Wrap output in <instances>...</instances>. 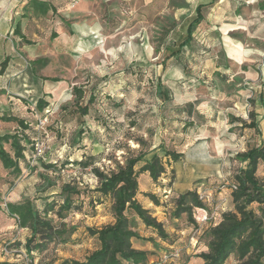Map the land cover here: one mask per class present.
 Instances as JSON below:
<instances>
[{
    "label": "rangeland",
    "instance_id": "1",
    "mask_svg": "<svg viewBox=\"0 0 264 264\" xmlns=\"http://www.w3.org/2000/svg\"><path fill=\"white\" fill-rule=\"evenodd\" d=\"M226 1L239 8L255 5L264 13V0H212L203 8L204 20L198 25L200 34L191 43L192 48H185L178 56L170 57L167 47L184 38L185 25L194 16L197 0H98L92 8L77 5L76 11L63 13L75 33H66L46 44H32L20 57L16 54L21 64H13L8 71L7 79L12 84L7 82L6 88L0 87V113L12 109L30 120L31 129L26 132L35 151L32 157L28 150L26 155L34 169L29 171L21 164V173L11 175L0 165V261L58 264L65 258L82 259L98 247L97 239L85 231V226L99 228L114 221L111 196L95 205L94 216L69 212L58 218L49 214L53 225L63 233L44 251L33 249L30 253L26 247L30 230L20 227L18 219L7 213L6 203L31 199L41 207L43 201L37 196L50 194L58 198L51 192L66 183L79 191L92 189L97 179L90 168L73 163L84 154L100 156L96 165L105 169L113 168L116 161L122 163L130 152L137 153L142 148L162 154L158 147L165 146L183 153L176 167V181L169 164L155 182L140 174L137 200L162 223L174 244L169 246L153 237L132 211L126 214L143 238L152 236L156 240L155 244L150 242V264H159L160 253L174 250L178 255L171 264H200L197 254L208 250L207 230L217 223L219 208L233 209L228 177L240 164L234 158L235 152L264 139V118L256 121L259 135L257 127L239 125L241 121L249 123L250 114L257 120L264 113V108L255 104V82L240 76L231 79L229 63L220 66L219 59L212 56L220 45L214 32L235 21L236 16L224 12L222 4ZM255 14L239 15L237 29L231 26L234 31L229 35L243 40L251 34H262L264 18H254ZM53 43L60 46L59 52L54 51ZM31 75L36 79L30 83ZM155 76H160L169 90L166 103L152 94ZM74 88L82 90L81 96L75 94ZM91 91L95 101L89 104V113L81 117L75 108L87 103ZM35 95L50 102L42 114L33 111L30 96ZM188 102L207 116L206 127L191 128L185 124L184 114L178 110ZM135 118L138 126L132 127L130 121ZM12 126L0 121V131ZM79 127L84 131L74 143ZM136 138L146 145L141 147ZM41 162H51L54 167L46 170ZM191 172L207 180L204 183L199 178L193 184L203 182L199 190L209 194L205 205L212 214L211 223L199 229L193 240L190 237L195 226L188 217L173 215L172 190L189 186ZM259 174L264 177V169ZM148 194L155 196L158 204ZM36 242L32 240L29 247L33 248ZM224 264H237L234 255Z\"/></svg>",
    "mask_w": 264,
    "mask_h": 264
},
{
    "label": "trees",
    "instance_id": "2",
    "mask_svg": "<svg viewBox=\"0 0 264 264\" xmlns=\"http://www.w3.org/2000/svg\"><path fill=\"white\" fill-rule=\"evenodd\" d=\"M204 7L205 4H196L193 18L185 25L184 38L177 44L167 47L170 57L180 55L199 35L198 25L204 20ZM7 62L8 57L1 62L0 73L4 71ZM221 77L226 78L222 75ZM51 80L55 81L56 79L51 78ZM151 89L152 94L159 97L162 103L169 101V90L163 85L160 76H155L154 80L152 79ZM74 91L76 95L81 96L80 88H74ZM33 101V111L36 110L42 114L49 108L50 102L43 96L35 98ZM94 101L95 95L91 91L87 103L75 108V113L81 117L87 115L90 111L89 104ZM257 105L264 108V95L259 96ZM178 111L179 114H184L185 124L191 128L199 127L203 121V114L199 113L194 103L188 102ZM250 116L249 123L245 124L243 121L240 123L248 128L257 127L255 131L259 135L260 129L256 125L257 120L254 119L253 114ZM262 118H264V113ZM0 121L14 125V129L0 131L1 167L11 175L21 173V164L29 171L33 170L34 166H31L26 155L28 150L32 157L35 151L34 144L29 140L26 132L31 129L30 120L17 112H11L10 114H0ZM130 125L138 126L137 119L131 120ZM83 131V128H78L74 134V143L80 140ZM135 141L141 147L146 145L142 139L136 138ZM158 148L161 149L162 154L155 150H142L141 148L137 153L130 152L124 157L122 163L116 161L113 168L106 167L105 169L96 165L100 156L84 154L81 159L74 160L73 163L83 169L90 168L97 179V184L92 189L79 191L67 183L63 184L58 190L51 192L58 195V198H54L50 194L37 196L43 201L41 207L36 206L31 199L7 202V213L18 219L20 227H27L30 230L26 246L27 253L33 249L44 251L56 236L63 233V230H57L53 225L52 219L48 218L49 214L56 215L58 218H62L65 213L69 212L94 216L95 205L101 203L103 198L111 196L114 221L99 228L85 226V231L97 239L98 247L88 252L82 259L65 258L58 264H150L147 259L150 253L135 249L132 246V240H152V236L143 238L132 226L126 212L132 211L134 216L142 222L143 228L168 244H174L162 223L157 221L152 212L137 200L138 175L141 173H148L149 178L155 182L166 172V166L169 164L175 175L174 181H176V167L183 153L167 149L165 146ZM147 155L149 156L147 157ZM234 158L240 164L228 177L230 181L228 184L229 196L233 203V209L224 211L223 208H219L220 216L217 223L207 230L210 238L207 245L208 250L197 254L200 264H224L231 255H234L237 264H264V177L259 174V171L264 169V139L261 137L260 143L236 152ZM41 165L46 170L54 167L51 162H41ZM201 184L203 182L192 184L191 188L175 187L172 189L175 205L173 215L176 218L183 214L188 217L195 226L192 237L203 226L211 223L210 219L203 226H199L193 218L195 207H205L208 210L205 205L206 201L200 199L198 195V188ZM224 184L222 183L221 186L224 187ZM169 190L171 189L169 188ZM74 195L77 196L75 199ZM149 197L155 205L158 204L155 196L150 194ZM253 205H256V208ZM32 240L37 242L33 248H30L29 244ZM163 255H167L164 263H162ZM163 255L159 258L158 263L171 264L178 252L176 250L168 251ZM0 264L13 263L0 261Z\"/></svg>",
    "mask_w": 264,
    "mask_h": 264
},
{
    "label": "crops",
    "instance_id": "3",
    "mask_svg": "<svg viewBox=\"0 0 264 264\" xmlns=\"http://www.w3.org/2000/svg\"><path fill=\"white\" fill-rule=\"evenodd\" d=\"M97 1L98 0H0V64L8 57L5 69L0 73V81H2L0 87L3 89L6 88L7 82H10V80L7 79L10 75L8 73L9 69L13 64H21L18 57H20L21 52L27 50L28 46L40 44L41 42L46 44L50 41H56L55 39L65 36L66 33L68 35L75 33L72 24L66 20L63 13L67 11H76L75 7L77 5L87 4L89 8H92ZM99 1L103 2L104 0ZM211 1L212 0H197L196 4H207ZM222 6L225 9L224 12L230 17H236H233L235 20L233 23H225L223 30L219 29L217 32H214L215 29L213 30L217 38L219 37L220 45L217 50L213 52L212 56L213 58L219 59V64L221 63L220 66L225 67L226 64L229 63V66L232 67L230 73L231 79L240 76L247 81L255 82V104L257 105L259 96L264 95V32H262V34H251L248 38L243 40L233 39L229 33L234 31L231 26L235 27L233 29H237V18L240 17L239 15L247 16L249 14L250 16L252 13H257L258 15L255 14L256 16L254 15L253 17L263 19L264 13L256 10L255 5L248 4L239 8L234 2L226 1ZM238 11L239 15H237ZM240 27L242 28V26ZM54 43L52 45L54 51L59 52L60 46L55 47L56 44ZM186 48L191 49L192 44L188 45ZM16 54L18 57H16ZM35 79L36 77L31 75V77H29V82L31 83ZM22 80L25 81L24 79ZM21 85L25 86L24 83ZM23 91L26 92L27 90ZM247 96L248 95H246V97ZM38 97L40 96H30V99L34 103L33 100ZM9 111L14 112L11 109L8 110L7 113L0 114H10L11 112ZM29 113H32V111ZM199 113L202 114L203 111L199 110ZM260 117H262L261 114L257 116V121ZM202 120L199 127H206L207 116L203 115ZM240 124L241 123H239V125ZM257 126L260 129V126ZM11 129H14V126H12ZM258 137L260 138V136ZM260 140L258 143H260ZM141 176L149 178L146 172L141 173ZM199 178L204 179V183L206 182L205 177H195L191 172L189 186L184 188H191L193 182ZM198 189H200V187ZM153 237H155V235ZM153 239L154 238H152V240L133 239L132 246L137 250L151 253L153 250L152 243H156V240ZM190 239L193 240L194 237L191 236ZM139 241L143 242L141 243ZM167 245L171 246L172 244L167 243ZM163 254L164 253H160L159 255L162 256ZM150 256L152 255L149 254L147 256L149 263L153 261L150 259Z\"/></svg>",
    "mask_w": 264,
    "mask_h": 264
},
{
    "label": "built area",
    "instance_id": "4",
    "mask_svg": "<svg viewBox=\"0 0 264 264\" xmlns=\"http://www.w3.org/2000/svg\"><path fill=\"white\" fill-rule=\"evenodd\" d=\"M249 3V1H247ZM232 188H235L232 186ZM199 198L203 201L208 200V195L205 194L202 191H198ZM212 217V214L205 208V207H195L193 211V218L198 223L199 226H203L205 223H207ZM167 259V255L162 256V263H164Z\"/></svg>",
    "mask_w": 264,
    "mask_h": 264
}]
</instances>
